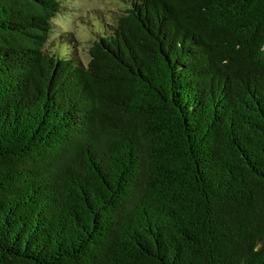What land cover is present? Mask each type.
I'll return each instance as SVG.
<instances>
[{
  "label": "trees",
  "instance_id": "obj_1",
  "mask_svg": "<svg viewBox=\"0 0 264 264\" xmlns=\"http://www.w3.org/2000/svg\"><path fill=\"white\" fill-rule=\"evenodd\" d=\"M63 6L0 0V264H264V0H132L85 60Z\"/></svg>",
  "mask_w": 264,
  "mask_h": 264
},
{
  "label": "rangeland",
  "instance_id": "obj_2",
  "mask_svg": "<svg viewBox=\"0 0 264 264\" xmlns=\"http://www.w3.org/2000/svg\"><path fill=\"white\" fill-rule=\"evenodd\" d=\"M130 1L132 0H61L64 6L52 21L54 31L48 46L63 52L66 47L64 41L68 42L66 38H70L72 41L68 43H73L78 55L85 60V55L81 53L83 41L90 40L89 36L99 22L103 25L109 23L114 16L123 12Z\"/></svg>",
  "mask_w": 264,
  "mask_h": 264
}]
</instances>
